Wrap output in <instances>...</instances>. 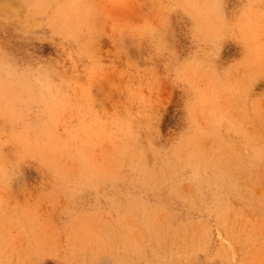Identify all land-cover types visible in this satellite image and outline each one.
<instances>
[{
  "label": "rangeland",
  "instance_id": "374dc122",
  "mask_svg": "<svg viewBox=\"0 0 264 264\" xmlns=\"http://www.w3.org/2000/svg\"><path fill=\"white\" fill-rule=\"evenodd\" d=\"M0 264H264V0H0Z\"/></svg>",
  "mask_w": 264,
  "mask_h": 264
}]
</instances>
